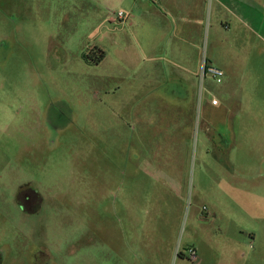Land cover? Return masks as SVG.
Segmentation results:
<instances>
[{
    "label": "rangeland",
    "instance_id": "obj_1",
    "mask_svg": "<svg viewBox=\"0 0 264 264\" xmlns=\"http://www.w3.org/2000/svg\"><path fill=\"white\" fill-rule=\"evenodd\" d=\"M225 31L202 51L235 78ZM142 60L128 0H0V264H264V117L217 111L210 75L140 90Z\"/></svg>",
    "mask_w": 264,
    "mask_h": 264
},
{
    "label": "crops",
    "instance_id": "obj_2",
    "mask_svg": "<svg viewBox=\"0 0 264 264\" xmlns=\"http://www.w3.org/2000/svg\"><path fill=\"white\" fill-rule=\"evenodd\" d=\"M207 19L222 25L226 30L223 37L237 41L235 78L228 74L223 59L215 57V50L212 54L202 51ZM211 28L213 40V36H220L221 29L214 25ZM129 42L140 47L143 55L140 75L135 79L140 90L143 84L152 83L153 75L156 81L194 87L205 61L224 72L223 84L217 90L220 101L211 103L217 111L237 117H264V0H128ZM134 69L137 73L138 68ZM263 127L254 124L247 130L254 132ZM181 144V137L174 135L173 147L181 148ZM158 176L156 181L161 182L166 200L172 196L180 210L178 201L186 184L182 173L163 172ZM174 234L171 226L159 233L166 238ZM192 247L197 251L196 244Z\"/></svg>",
    "mask_w": 264,
    "mask_h": 264
},
{
    "label": "built area",
    "instance_id": "obj_3",
    "mask_svg": "<svg viewBox=\"0 0 264 264\" xmlns=\"http://www.w3.org/2000/svg\"><path fill=\"white\" fill-rule=\"evenodd\" d=\"M117 18L118 19H121L123 18V13L122 12H118L117 13ZM202 77L206 76V75H210L216 82H221L223 80V77H224V72L218 68V67H215V66H212V65H209L207 64L205 61L203 63V66H202ZM218 101L216 98H213L211 100V103L212 104H216ZM185 255L193 262H196L197 260V254H196V250L194 247L192 246H189L186 250V253Z\"/></svg>",
    "mask_w": 264,
    "mask_h": 264
},
{
    "label": "trees",
    "instance_id": "obj_4",
    "mask_svg": "<svg viewBox=\"0 0 264 264\" xmlns=\"http://www.w3.org/2000/svg\"><path fill=\"white\" fill-rule=\"evenodd\" d=\"M99 59L96 64H98L104 58V52L100 50Z\"/></svg>",
    "mask_w": 264,
    "mask_h": 264
},
{
    "label": "flooded vegetation",
    "instance_id": "obj_5",
    "mask_svg": "<svg viewBox=\"0 0 264 264\" xmlns=\"http://www.w3.org/2000/svg\"><path fill=\"white\" fill-rule=\"evenodd\" d=\"M22 206H23V204H22ZM197 254V253H196ZM186 256V255H185ZM187 257V256H186ZM188 258V257H187ZM189 259V258H188ZM190 260V259H189ZM193 262V261H192Z\"/></svg>",
    "mask_w": 264,
    "mask_h": 264
}]
</instances>
